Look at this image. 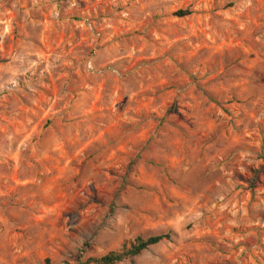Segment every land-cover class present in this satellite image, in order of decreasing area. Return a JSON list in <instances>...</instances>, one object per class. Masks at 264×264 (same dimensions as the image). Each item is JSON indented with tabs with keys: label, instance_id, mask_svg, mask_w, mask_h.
<instances>
[{
	"label": "rangeland",
	"instance_id": "rangeland-1",
	"mask_svg": "<svg viewBox=\"0 0 264 264\" xmlns=\"http://www.w3.org/2000/svg\"><path fill=\"white\" fill-rule=\"evenodd\" d=\"M164 234L264 264V0H0V264Z\"/></svg>",
	"mask_w": 264,
	"mask_h": 264
},
{
	"label": "trees",
	"instance_id": "trees-1",
	"mask_svg": "<svg viewBox=\"0 0 264 264\" xmlns=\"http://www.w3.org/2000/svg\"><path fill=\"white\" fill-rule=\"evenodd\" d=\"M188 15L186 11H179L176 13L178 17H185ZM174 110V107L171 109ZM168 234L156 235L147 238L136 237L132 241L124 242L119 250L109 252L101 257H89L82 261L79 257L77 264H120L123 261L139 256L142 252L149 248L160 244L163 241L169 240Z\"/></svg>",
	"mask_w": 264,
	"mask_h": 264
}]
</instances>
